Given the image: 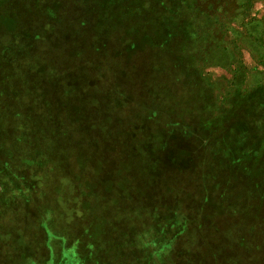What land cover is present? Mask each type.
Returning a JSON list of instances; mask_svg holds the SVG:
<instances>
[{
	"label": "rangeland",
	"instance_id": "374dc122",
	"mask_svg": "<svg viewBox=\"0 0 264 264\" xmlns=\"http://www.w3.org/2000/svg\"><path fill=\"white\" fill-rule=\"evenodd\" d=\"M0 3V264H264V0Z\"/></svg>",
	"mask_w": 264,
	"mask_h": 264
},
{
	"label": "trees",
	"instance_id": "16d2710c",
	"mask_svg": "<svg viewBox=\"0 0 264 264\" xmlns=\"http://www.w3.org/2000/svg\"><path fill=\"white\" fill-rule=\"evenodd\" d=\"M0 1H5V0H0ZM11 1V0H8ZM9 10H11V7L5 6L4 4L0 3V57L4 55L6 56L5 51L8 48L9 44L11 45L12 43H15L16 40H20L17 38L14 34V37H11V32H15V25L16 22H20L21 18L18 17L17 15H13L9 13ZM20 20V21H19ZM21 23V22H20ZM22 24V23H21ZM7 47V48H6ZM11 125V127H6L3 128L2 131H0V145H1V150L4 152H9L11 149L9 147L10 144L19 145L22 144L23 142V150L24 153H28V158L24 162V164L27 166H32V168H26L22 163H17V165H14V169L17 170H22L26 172L31 171V177L37 179V173L32 172V169L38 168L39 170H47L49 173H54L55 168L54 165L57 163V160L53 158L52 155L47 153L48 155H45L44 157H39L34 148V141H35V134H38L39 130L40 132H43V127L42 126H33V120L31 119L30 122L26 121H16L14 124H8ZM2 128V127H1ZM43 128V129H42ZM21 136V137H20ZM25 148V149H24ZM43 148V147H42ZM2 155V154H0ZM11 156V155H10ZM8 155L5 154L3 155L4 160L6 161ZM11 158V157H10ZM28 163V164H27ZM34 164V165H33ZM27 166V167H28ZM50 167V168H49ZM65 167L61 169V171H64ZM63 173V172H62ZM67 174V172H66ZM65 174V175H66ZM52 176V174L50 175ZM67 177H72V175L68 172L66 175ZM62 187L65 189V185L62 184ZM60 193V192H59ZM65 193H60V197H65ZM50 198L55 199V196L53 194H46V202L51 203ZM53 208L51 207V211ZM54 223V220H53ZM52 224V222H51ZM54 236V235H53ZM98 262L102 263V261L98 260ZM118 264V263H114Z\"/></svg>",
	"mask_w": 264,
	"mask_h": 264
},
{
	"label": "crops",
	"instance_id": "0c3cea01",
	"mask_svg": "<svg viewBox=\"0 0 264 264\" xmlns=\"http://www.w3.org/2000/svg\"><path fill=\"white\" fill-rule=\"evenodd\" d=\"M159 257L163 258V255L162 254L160 256V252H158V255L157 256H155V254L154 255L150 254L148 256V258H144V256H141V258H144V261H147L148 264H161L160 263V259L161 258L159 259ZM85 260H87V259H85ZM127 262H129V261H127ZM134 263H135V261L132 262V263H129V264H134ZM82 264H83V262H82Z\"/></svg>",
	"mask_w": 264,
	"mask_h": 264
}]
</instances>
